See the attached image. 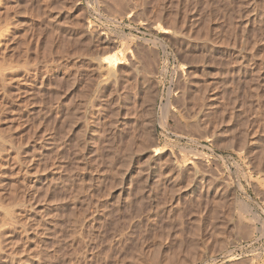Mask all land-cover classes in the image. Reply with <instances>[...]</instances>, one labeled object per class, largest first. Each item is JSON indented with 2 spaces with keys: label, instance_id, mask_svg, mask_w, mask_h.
<instances>
[{
  "label": "rangeland",
  "instance_id": "rangeland-1",
  "mask_svg": "<svg viewBox=\"0 0 264 264\" xmlns=\"http://www.w3.org/2000/svg\"><path fill=\"white\" fill-rule=\"evenodd\" d=\"M0 264H264V0H0Z\"/></svg>",
  "mask_w": 264,
  "mask_h": 264
},
{
  "label": "bare ground",
  "instance_id": "bare-ground-1",
  "mask_svg": "<svg viewBox=\"0 0 264 264\" xmlns=\"http://www.w3.org/2000/svg\"><path fill=\"white\" fill-rule=\"evenodd\" d=\"M127 3H128V2H127ZM127 3H126V4H127ZM123 4H124V3H123ZM132 7H133V6H132ZM131 9H132V8H131Z\"/></svg>",
  "mask_w": 264,
  "mask_h": 264
}]
</instances>
